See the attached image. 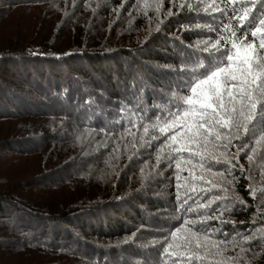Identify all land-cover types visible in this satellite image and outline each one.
I'll return each instance as SVG.
<instances>
[{"label":"trees","instance_id":"1","mask_svg":"<svg viewBox=\"0 0 264 264\" xmlns=\"http://www.w3.org/2000/svg\"><path fill=\"white\" fill-rule=\"evenodd\" d=\"M213 6L264 18L260 0H0V264H189L160 254L176 228L169 251L194 264H264V129L212 150L231 175L186 155L157 166L163 138L141 147L185 94L176 70L231 38Z\"/></svg>","mask_w":264,"mask_h":264},{"label":"snow or ice","instance_id":"2","mask_svg":"<svg viewBox=\"0 0 264 264\" xmlns=\"http://www.w3.org/2000/svg\"><path fill=\"white\" fill-rule=\"evenodd\" d=\"M264 4V0H260ZM192 9V5H188ZM237 8L235 6L218 7L213 6L211 12L205 13L213 17L214 22L220 25V31H230L231 38L224 39L218 37L215 43L212 39L201 42V51L207 53L204 61H196L195 66L180 68L176 70L177 84L179 92L185 93L172 96V108L150 125H144V133L147 135L149 128L158 129L159 136H152L145 141L141 137V147H151L153 141L163 138L160 145V155L156 156V164L159 166L162 160L172 166L174 156L188 158L198 157L200 167L208 166V171H212L213 165L227 164L225 171L231 175L236 168L227 160H221L213 154L214 149H228L231 138L243 140L246 137H254L260 129H264V18L252 11L247 10L243 17H236ZM229 12L233 17L229 23ZM219 13V17L216 16ZM238 21L236 27L232 28V22ZM215 29H210L213 31ZM242 33V36L240 35ZM257 43H249L248 37ZM239 41V42H237ZM171 71V70H170ZM163 121V126L160 122ZM136 121L129 122L130 126H136ZM242 130V132H241ZM227 139L228 143H222ZM165 149H168L165 154ZM241 151L236 152L237 163ZM207 153V154H206ZM176 171H180L179 162H175ZM239 170L244 171L241 165ZM203 182V178L200 177ZM179 181V177L177 176ZM213 184L210 189L200 191L207 195L216 189ZM251 191V189H250ZM253 198L255 193L252 192ZM178 209L183 211L192 196L181 197L179 194V183L177 184ZM197 201L199 197L196 198ZM229 200L227 196H217L210 198L206 205L200 207H212L221 200ZM243 203L242 201H237ZM228 204L221 205L218 211L228 210ZM198 208L188 207L187 211L196 212ZM209 217L207 219H211ZM207 219L199 223H207ZM227 223V221H220ZM188 223V221H185ZM197 221L191 222L195 227ZM180 228H176L171 233V241L174 242ZM165 239L161 256H173L177 259H187L189 264H194L197 257H184L175 252H170L173 243ZM160 243V242H157ZM178 248L185 247L184 244L176 245ZM167 264V262H166Z\"/></svg>","mask_w":264,"mask_h":264}]
</instances>
